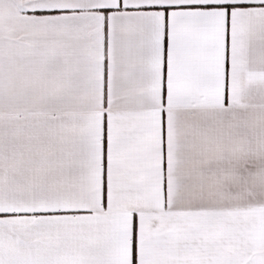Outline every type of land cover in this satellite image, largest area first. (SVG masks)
<instances>
[{
    "label": "snow or ice",
    "instance_id": "snow-or-ice-1",
    "mask_svg": "<svg viewBox=\"0 0 264 264\" xmlns=\"http://www.w3.org/2000/svg\"><path fill=\"white\" fill-rule=\"evenodd\" d=\"M0 264H264V0H0Z\"/></svg>",
    "mask_w": 264,
    "mask_h": 264
}]
</instances>
